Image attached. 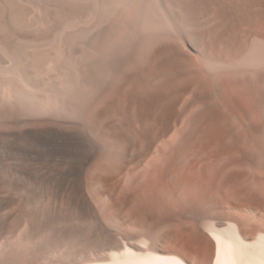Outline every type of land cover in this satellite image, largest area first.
I'll list each match as a JSON object with an SVG mask.
<instances>
[{
    "label": "bare ground",
    "instance_id": "1",
    "mask_svg": "<svg viewBox=\"0 0 264 264\" xmlns=\"http://www.w3.org/2000/svg\"><path fill=\"white\" fill-rule=\"evenodd\" d=\"M60 1L62 0H0V88L1 85L11 83V90H13L12 94H6L7 92L5 93L2 88L0 89V111H5L7 115H9L8 117L6 116L8 118L7 120L0 118V186L7 184L19 190L21 184L16 176L22 175L35 182L45 183L54 188L55 191L53 197L48 200L46 199L47 201L44 200L46 206L41 204L44 206L42 208L37 207V205L36 207H31V203L35 199L34 196H37L36 190H32L33 188L29 190V193L33 197L30 194L22 193L24 190H21L22 192H20V194L18 192V195L16 194L17 196L13 194L0 198L1 207L13 204L12 208L7 212H2L3 214L0 212V235L6 231V236L10 237L8 239L12 238L15 241L14 245L1 246L0 264H264V80L257 83L256 86H251L253 83L249 81H246V83H236V86L242 91L249 90L253 93L252 95H254L253 97L255 99L254 104L258 114V122L256 123V127L254 126L253 137L251 135L250 137L252 138H249L251 140V146H248L250 148L245 154V157L247 155L260 177L255 187V197L252 202L253 213L251 212V215L248 213L241 217H237L236 215L231 216L224 227H218L211 224V222H205L207 218L216 217V212L213 208L218 206V203H211V201L208 202L207 199L204 200L202 198L204 201L202 202L201 200L200 204L195 207L194 204H192L193 201L185 194L172 197L166 194L168 189H170L169 187L173 186L170 182L167 183L166 187L162 186L164 188L161 187L162 189H157V194L153 192L155 193L154 196H149L148 194L149 197L144 196L139 199H132L131 197L128 198L126 196L127 194H125L126 197H122L123 195H121L115 210L109 211L110 208L113 209L114 205H116L113 203L114 201H107V199L103 200L100 199V197L97 198V195L95 197L93 194L95 192L94 190L99 186L95 188V179L94 181H87L84 177L86 163L92 158L94 159L99 149V143L96 137H94V134L87 130V128L83 127L78 120L76 121L62 114H56V112H59H54L52 110L53 108H50L49 99L44 93L47 86L53 85L58 87L61 83L63 84L62 86L66 83V80L62 79L66 78V76L61 78L65 80V83L61 82L59 78V75L62 74V70L58 69L55 63L56 50L59 49L66 53V51L74 46L75 48L72 50L74 53L80 49V45L83 42L82 39L76 43H71L72 40L71 42L68 40L71 38L68 36V33L72 31L70 30L71 27H66V25H63L59 20V22H57L56 19L58 17H55V15V21L50 20L51 23L48 21L51 24L48 30H45V28L43 30L41 28L44 23L45 27L47 24L42 21L41 25L39 22V20H41L39 19L41 14L39 15V12L46 9L51 14L54 7H57V3L58 5L61 4ZM260 2L262 3L264 0H260ZM116 6L118 5L116 4ZM20 10L23 11L22 14ZM112 14L115 15V11L112 12ZM111 16L109 18H111ZM50 17H48V19H50ZM124 18H126V16ZM85 23L84 25H79V30L89 29L90 33H95L100 30V23L99 25L93 21L88 24ZM72 27L74 28L73 25ZM39 29L41 33L38 31ZM222 38L223 37L219 36L218 40H222ZM71 39H73V37ZM83 49L81 48V50ZM171 50L173 51V49ZM175 52H177L176 54H179V56L182 55L179 49L175 48L174 53ZM161 54L163 55V53ZM108 57L110 58V56ZM179 68L169 71L172 76L167 77L169 79H167V81L165 80L166 82L162 89L156 92L144 91L140 99L137 101L134 100L136 107L143 112V116L139 118L141 136L144 139L143 142L145 141L149 147L158 139L165 137L167 133L169 134L170 131L173 132L174 129L177 130V139L161 147L159 150L157 149L158 151L155 152L153 159L146 162L145 167H141V170H138L140 173H143V177L153 175L154 172H158V170L165 166L172 169L170 170L172 173H174V170L177 168L179 169L184 159L188 155L190 157V154L194 153V145L199 127L205 122L204 115L208 117L207 114L210 113L209 110L206 109H203V113L189 110L190 112L186 115L182 108L178 106V102L180 101L179 96L184 91L187 92L189 88V85L183 83V79L187 76L188 72L186 71L185 74L183 69L181 68V70ZM65 72H67V70ZM202 86L205 85L202 84ZM146 88H148V86ZM205 92L204 94H206ZM189 93H191V91ZM201 95H203V92ZM196 96L193 95V98ZM190 103H187V107L189 108L191 105ZM133 106L135 107V105ZM191 110H193V108ZM194 110L198 109L195 108ZM183 114H185V117ZM225 117L226 116H224V118ZM251 132H253V130ZM113 138L115 139V137ZM118 139L116 137V140ZM116 140H114V142ZM116 142L119 143L120 141ZM15 152H20L25 157L35 159L37 163L22 164L19 166H17L18 164L16 166L10 165L6 171L5 168L7 164H10V161L7 163V159L11 158ZM142 152H131L127 154V157L132 161L136 160L135 162L138 163L141 159L143 160ZM238 153H240V151ZM224 158L225 157H223V159ZM187 159L185 161H187ZM126 163H128V160ZM178 169L176 171H178ZM137 175L138 173L136 177ZM178 177L179 176H177V178ZM152 178L151 176V179ZM173 178L171 179L173 180ZM144 180L146 181L147 179ZM179 180L180 179H178L177 182H179ZM145 181H143L144 184ZM101 182L104 183V180H101L100 184H102ZM174 182L176 184V188L174 189H177V183L175 180L172 181V183ZM152 186L153 185H151V187ZM39 202L40 199L38 200V204ZM222 202L227 204L228 201ZM123 206H138L142 211L133 212L132 209L131 211L128 210L126 213H120V209ZM143 208L145 211L148 209L151 210V212H145ZM128 221L134 223V227L135 224L137 227L139 226V229L130 230L128 228H122L120 223L122 224V222ZM85 222H92L94 228H91L92 230L88 232H86L87 230L84 231L83 224ZM14 223L21 224L17 226L14 225ZM171 223H187V226L190 225L189 230L192 235L202 241L201 247L197 253L189 252L183 247L174 244V235L169 230L157 232L156 227L160 226L161 229V226H167ZM16 252L20 253V259L10 257L11 254H16ZM16 256L18 258L19 255L16 254Z\"/></svg>",
    "mask_w": 264,
    "mask_h": 264
},
{
    "label": "rangeland",
    "instance_id": "2",
    "mask_svg": "<svg viewBox=\"0 0 264 264\" xmlns=\"http://www.w3.org/2000/svg\"><path fill=\"white\" fill-rule=\"evenodd\" d=\"M60 2L61 4L58 5L57 3V7H54L51 14L46 9L41 10V13L39 12V15L41 14L39 19L41 20H38L41 25L42 21L43 23L46 22L47 25L49 24L45 27L44 23L42 25L44 27L41 26V28L48 30L51 21H55V17H58L56 19L57 22L61 21L66 27H71L72 34L69 32L68 36L69 38L73 37V39L70 38L68 40L70 42L72 40L71 43H76L83 39V42L80 45V49L74 52L75 54L72 51L75 48L74 46L69 49L70 51H66V53L59 49L56 50L55 63L57 68L62 70L59 78L61 79L66 76L67 79L62 78L66 80V83L64 82L65 80L61 79V82L65 83L64 86H62V83L58 87L53 85L47 86L48 88L46 87L44 93L49 99L50 108H53L52 110L54 112H59H56V114H62L76 121L78 120L83 127L94 134L93 136L96 137L99 143V149L95 156L97 159L95 157L94 159L92 158L86 163L84 168L85 179L87 181H94L95 179V188L99 186V189L96 188L97 191L96 189L94 190L95 192L93 191L95 197L97 195V198L100 197L103 200L114 201L113 203L116 205H114L113 209H109V211H114L121 195H123L122 197H131L132 199L146 197L148 194L149 196H154L162 186L166 187L167 183L170 182L173 186H170V189L165 191H167L166 194L172 197L185 194L193 201L192 204L195 207L200 204L202 198L204 200L207 199L208 202L211 201V203H218V206L213 208L216 212V217L207 218L205 222H211V224L218 227H224L231 216L236 215L237 217H241L248 213L251 215L253 213L252 202L255 197V187L260 177L247 155L245 157V154L250 148L248 146H251L250 139L253 137L254 129L258 122V114L254 104L255 99L253 97L254 95H252L253 93L249 90H247L248 92L245 90L242 91L236 86V83H246V81H249L253 83H250L251 86H256L257 83L264 80V2L261 3L260 0H62ZM114 11L115 15H113L114 13L112 14ZM22 12L20 10L21 14ZM110 16L111 18H109ZM123 16H126V18ZM90 20L96 22L98 25L100 23L98 33H90L89 29L79 30L80 24L84 25L85 22V24H88L92 22ZM38 31L41 33L40 29ZM219 36L223 37L222 40H218ZM81 48L84 49L81 50ZM175 48L182 52L181 56L176 54L177 52L174 53ZM175 67L182 68L185 74L186 71L188 72L187 76H184L183 83L189 85V91H184L182 93L183 95L181 94L179 96L180 99H178L180 101L178 100V106L182 108L186 115L190 111L201 113L203 109L209 110L210 113L207 114L208 117L204 115L205 122L199 127L194 145V153L184 159L185 161L188 158L187 161L181 163L179 169L177 168L178 171L176 169L172 173L170 171L172 169L165 166L158 170V172H154L153 175L145 176V178L143 177V173H140L138 170L145 167L146 162L151 161L155 152L161 147L177 139V130L170 131L171 133H167L165 137H162L163 139L160 138L152 143L153 145H150L152 148H150L145 141L143 142L144 139L141 136V124L139 122V118L143 116V112L136 107L134 100L137 101L140 99L144 91L156 92L162 89L164 83L169 79L167 77L172 76L169 71L177 69ZM64 68H67V72H65L66 70ZM201 83L205 86H202ZM147 86L148 88H146ZM1 88L5 93L7 92L6 94H12L11 83L1 85ZM190 91L192 94L189 93ZM200 91L203 92V95H201L202 92ZM193 95L197 96L193 98ZM187 103L193 106L190 105L189 108L187 107ZM194 107L198 110H194ZM192 108L193 110H191ZM185 114H183L184 117ZM6 116H9L7 112H1V119L7 120L8 118ZM224 116L226 117L224 118ZM252 130L253 132H251ZM251 135L252 137H250ZM116 137L120 140H116ZM113 139L120 142L115 141V143ZM239 151L240 153H238ZM131 152H142L143 160L141 159L136 163V160L132 161L128 159L127 154ZM223 157L225 158L223 159ZM225 159L229 160L226 161ZM127 160L128 163H126ZM9 161L10 164L8 163ZM7 163L6 171L10 165L16 166L18 164L17 166H19L22 164L37 163V161L25 157L20 152H15L11 158L7 159ZM137 173L138 175L136 177ZM151 176L153 177L152 179ZM177 176L179 177L177 178ZM16 178L19 180L21 188L18 190L11 185H1L0 198L13 194L17 196L18 192L19 194L22 192L21 190H24L22 193L29 195V190L33 188L32 190H36L35 192L37 194V196H34L35 199L33 202L35 201L37 203L32 202L31 207H36L37 205V207L42 208L46 206L44 200L47 201L55 194L54 188L45 183L35 182L22 175H17ZM141 178L143 181H145L144 179L149 181L146 180L144 184ZM178 179H180L179 182H177ZM101 180H104V183L101 182L102 184H100ZM171 180L176 181L177 189H174L176 188V184L175 182L172 183ZM150 183L153 185V188ZM168 192L171 193L169 194ZM125 194L127 195L125 196ZM37 199H40L39 204ZM222 201H228V205ZM12 206L13 204L0 206L1 214L10 210ZM124 207L121 208L122 211L120 209V213H126L132 209L133 212L142 211L138 206ZM145 212H151V210L147 209ZM20 224L14 223L17 226H20ZM120 225L125 229H139V226L137 227L135 224L134 227V223L130 221L122 222ZM83 226L84 231L87 230L86 232L94 228L92 222H85ZM189 227L190 225L187 226V223H171L167 226H161V229L158 226L156 229L157 232L169 230L174 235V244L183 247L189 252L197 253L202 241L192 235ZM6 235V231L0 235V248L1 246L15 244V241L12 238L8 239L10 237ZM18 253L16 252L19 255L18 258L15 253V256L11 254L12 256L10 255V257L20 259L21 255Z\"/></svg>",
    "mask_w": 264,
    "mask_h": 264
}]
</instances>
